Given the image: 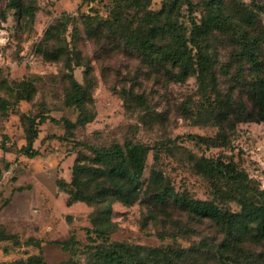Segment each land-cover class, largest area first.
Wrapping results in <instances>:
<instances>
[{"label": "rangeland", "instance_id": "374dc122", "mask_svg": "<svg viewBox=\"0 0 264 264\" xmlns=\"http://www.w3.org/2000/svg\"><path fill=\"white\" fill-rule=\"evenodd\" d=\"M7 3L0 0V173L8 170L0 184V238H13L0 242V264H102L114 244L160 249L174 264H264V241L234 244L218 223L191 218L169 200L155 202L151 179L154 172L177 195L233 213L237 200L264 189V0H35L32 19ZM163 7L186 40L192 22L202 27L217 15L224 23L197 37L209 61L203 84L196 75L174 81L169 66L128 44L130 30L146 36L150 14ZM246 41L257 66L245 56ZM73 80L88 95L83 107L94 114L91 123L81 124L80 109L66 104ZM23 117L38 130L34 158L26 156ZM79 143L153 148L139 199L66 206L58 185L70 181L75 160L96 167ZM203 158L233 165L247 181L202 175L195 164Z\"/></svg>", "mask_w": 264, "mask_h": 264}, {"label": "trees", "instance_id": "16d2710c", "mask_svg": "<svg viewBox=\"0 0 264 264\" xmlns=\"http://www.w3.org/2000/svg\"><path fill=\"white\" fill-rule=\"evenodd\" d=\"M132 3H138V0H132ZM6 8L32 19L35 12V0H8ZM150 16L154 22L153 27L146 36L136 37L137 33L130 30V34L126 38L130 47L136 49L145 59L155 62L158 66H163L164 68L169 66L167 71L174 81L183 82L186 78L196 75L199 83L203 84L210 72L208 68L209 61L208 57L201 51L197 37L207 35L213 29H221L224 23L220 21L217 15L208 17L202 27L192 22L191 38L186 40L172 29L170 25V9L163 7L159 12L150 14ZM3 18L5 19V16ZM115 21V25H121L119 19L115 18ZM47 34L49 32H46L45 35ZM150 37H153L156 43H153ZM187 43L191 44L192 49L188 48ZM243 49L247 60L253 66H257V57L247 41L243 43ZM148 51L153 54H147ZM63 55L53 54L50 57L52 60H56ZM73 66L80 67L81 64L76 61ZM214 79V76L211 75L213 83H215ZM87 99L86 91L73 80L70 92L67 95L66 104L80 109L79 119L83 125L91 123L95 119L94 114L87 112L83 107ZM258 106L261 115L258 121L264 124V101L258 102ZM22 120L28 123L24 128L26 134V156L29 158L37 157L38 153L33 148L34 142L38 138L36 124L31 122L29 117H23ZM191 138L193 139L194 137ZM78 145L84 147L92 154L91 162L96 167L90 168L85 164H81L79 160H75L71 170L70 181L64 184L60 182L58 185V188L60 190L63 189V192L67 195L66 206L83 203L91 207V205L100 203L101 198L106 196H111L123 203H131L139 199L141 192L140 179L144 163L148 153L153 148L129 144L124 146L117 145L112 149L89 147L80 143ZM195 169L208 177L215 175L229 178L233 181H247V176L235 169L233 165L229 166L211 159L203 158L196 162ZM6 171L8 170L0 173V184H2L8 174ZM96 177L100 180L97 181L93 193L90 194L88 192L90 183ZM151 179L158 185V191L153 195L155 202L164 203L169 200L175 207L185 211L191 218L207 219L218 223L227 231L234 244L242 243L246 239L254 242L264 241V189H254L255 198L244 197L237 200L240 210L233 213L222 210L214 201L195 200L177 195L172 189H167L163 184L162 177L154 172ZM105 180L116 182L117 184L107 188L104 186ZM11 238L13 236L5 235L0 238V242ZM143 250L146 253L155 254L160 261L156 259L154 262H149L147 256H145L147 254L144 255ZM161 254L163 252L160 249L148 250L140 247L130 249L121 244H114L103 254L102 264H174L170 258L161 256Z\"/></svg>", "mask_w": 264, "mask_h": 264}]
</instances>
